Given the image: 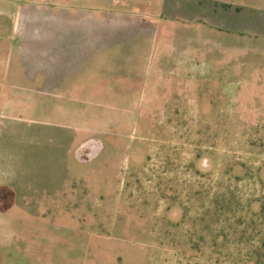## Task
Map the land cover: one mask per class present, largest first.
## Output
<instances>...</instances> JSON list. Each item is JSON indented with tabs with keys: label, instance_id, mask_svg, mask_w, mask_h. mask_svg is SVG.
I'll return each mask as SVG.
<instances>
[{
	"label": "rangeland",
	"instance_id": "1",
	"mask_svg": "<svg viewBox=\"0 0 264 264\" xmlns=\"http://www.w3.org/2000/svg\"><path fill=\"white\" fill-rule=\"evenodd\" d=\"M18 1L0 0V24L15 25ZM237 1L264 7V0ZM134 31H121L119 39H136ZM247 35L261 48L223 56L225 62L215 57L205 76L194 78L198 88L187 80L180 87L167 74L136 81L133 90L146 81L152 93L137 104L133 126L85 131L69 110L73 126L50 124L54 137L42 150L68 152L64 138H73L68 185L54 205L38 209L39 223L16 222L18 208H11L0 221L8 235L0 245L86 253L39 252L41 264H264V27ZM33 97L69 109L77 98L94 103L85 95ZM109 112H101L105 120ZM35 116L63 114L44 109ZM95 143L101 149L88 159ZM32 226L37 234L29 233Z\"/></svg>",
	"mask_w": 264,
	"mask_h": 264
},
{
	"label": "crops",
	"instance_id": "2",
	"mask_svg": "<svg viewBox=\"0 0 264 264\" xmlns=\"http://www.w3.org/2000/svg\"><path fill=\"white\" fill-rule=\"evenodd\" d=\"M139 2L144 8H137L138 0H19L15 25L0 24V221L18 208L16 222L39 223L43 215L38 209L54 205L67 187L65 166L71 161L73 138H64L68 152L48 146L42 150L41 143L54 137L47 133L50 124L75 123L85 131L87 126H133L137 104L152 93V83L146 81L141 90H133L140 78L148 80L153 73L162 80L167 74L177 77L180 87L187 80L198 88L194 78L205 76L215 57L261 48L247 34L264 27L262 3L246 9L237 0ZM2 8L13 14L10 6ZM121 31L137 32V43L119 39ZM34 95L93 96L94 103L77 98L69 109L40 102ZM44 109L63 117L35 116ZM67 110L78 116L76 122L67 118ZM103 110L110 111L106 120ZM115 111L123 114L114 118ZM31 228L29 233H38ZM7 237L0 232L1 241ZM55 249L13 252L1 243L0 264H41L39 252L86 254L82 247Z\"/></svg>",
	"mask_w": 264,
	"mask_h": 264
},
{
	"label": "water",
	"instance_id": "3",
	"mask_svg": "<svg viewBox=\"0 0 264 264\" xmlns=\"http://www.w3.org/2000/svg\"><path fill=\"white\" fill-rule=\"evenodd\" d=\"M89 149H90V152L86 156L88 159H92L99 153L101 146L95 143V144H91Z\"/></svg>",
	"mask_w": 264,
	"mask_h": 264
},
{
	"label": "trees",
	"instance_id": "4",
	"mask_svg": "<svg viewBox=\"0 0 264 264\" xmlns=\"http://www.w3.org/2000/svg\"><path fill=\"white\" fill-rule=\"evenodd\" d=\"M263 246H264V242H263ZM258 256L260 257V255H258V254H257V257H258ZM257 262H259V263H260V260H259V258L257 259ZM257 262H256V263H257Z\"/></svg>",
	"mask_w": 264,
	"mask_h": 264
}]
</instances>
